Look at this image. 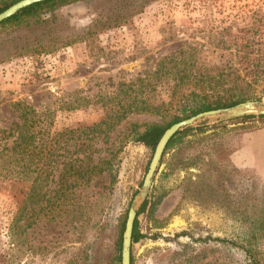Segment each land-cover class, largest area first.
Wrapping results in <instances>:
<instances>
[{"label":"rangeland","instance_id":"374dc122","mask_svg":"<svg viewBox=\"0 0 264 264\" xmlns=\"http://www.w3.org/2000/svg\"><path fill=\"white\" fill-rule=\"evenodd\" d=\"M51 14L52 36L76 41L50 53L23 54L41 36L31 20L0 26V130L18 123L16 103L33 108L50 133L95 124L120 83L187 49L208 64L231 55L241 74L260 72L248 76L244 92L264 102V0H77ZM166 93L158 88L154 96L167 102ZM167 109L129 114L96 144L100 159L112 156L113 184L91 196L75 192L82 211L69 208L55 224L38 218L29 227L38 211L26 201L30 181L0 179V264H119L118 226L152 152L132 140L131 125L141 131L181 117L174 105ZM252 117L206 126L170 146L162 161L175 154L181 165L170 172L160 160L136 217L141 237L130 246V264H245L217 239L264 226V122ZM25 201L24 231L15 239L10 223Z\"/></svg>","mask_w":264,"mask_h":264},{"label":"trees","instance_id":"16d2710c","mask_svg":"<svg viewBox=\"0 0 264 264\" xmlns=\"http://www.w3.org/2000/svg\"><path fill=\"white\" fill-rule=\"evenodd\" d=\"M74 1L77 0H47L32 4L2 21L0 26L28 24L31 20L33 26L38 25L40 28L41 36L34 39L36 45L27 48L23 54L53 52L76 41L73 38L52 36V26L57 18L51 13L60 6ZM11 4L0 0V12ZM42 13H50V17L41 18ZM43 38L46 39L45 45H42ZM229 56L228 58L222 56L221 63L218 64H208L192 49L179 50L175 54L165 56L153 69L141 72L129 83H120L114 97L101 103L102 119L89 126L50 133L49 130L39 127L42 121L33 108L23 103L13 104L18 111V123L14 125L12 132L0 130V140L3 141L0 147V179L30 181L26 201L37 204L38 211L35 213L32 210L28 226L35 225L38 218H43L45 224H55L56 217L69 208L67 212L70 214L73 211L78 213L82 211L83 206L80 204L81 201L76 200L75 192L81 194L87 191L91 196L100 193L106 187V183L109 186L113 184L115 174L112 170V156L100 159L97 156L100 150L96 144L106 143L109 132L127 115L133 113L159 115L173 105L174 109L181 111V117H174L163 125H148L141 131H137L135 125H131L132 140L152 151L162 132L177 121L199 112L225 108L247 100H260V97L246 96L244 92L252 81L247 79L248 76L254 78L259 76L260 72L241 74L240 70L229 65L232 58L231 55ZM158 88L167 92V102L158 100L154 96ZM151 94H153L152 98L149 97ZM249 118L254 117H242L239 120L244 121ZM255 119L264 122V116ZM218 126L213 125L211 128ZM205 130V127H200L177 132L166 144L160 164L170 172L175 170L181 162L174 161L175 154L162 161L167 154L166 151L170 150L172 144L181 142L188 134L202 133ZM26 201L17 208L10 223V236L15 239L24 231ZM146 205L145 200L136 212L131 244L141 237L136 217L144 212ZM122 226L123 222L118 226L117 261H119ZM263 239L264 226H260L237 235L228 242L219 238L217 241L228 244L242 256L245 264H264V252L259 243Z\"/></svg>","mask_w":264,"mask_h":264},{"label":"water","instance_id":"95a60500","mask_svg":"<svg viewBox=\"0 0 264 264\" xmlns=\"http://www.w3.org/2000/svg\"><path fill=\"white\" fill-rule=\"evenodd\" d=\"M47 0H18L0 12V23L32 4ZM248 116H264V102L258 100L243 101L225 108L199 112L168 126L158 138L149 158L141 184L131 199L125 213L120 234L119 264H130L131 233L137 210L147 198L153 176L159 166L165 146L177 132L206 127Z\"/></svg>","mask_w":264,"mask_h":264}]
</instances>
